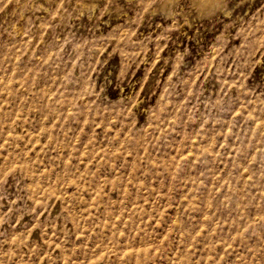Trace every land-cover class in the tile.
<instances>
[{
	"label": "rangeland",
	"instance_id": "rangeland-1",
	"mask_svg": "<svg viewBox=\"0 0 264 264\" xmlns=\"http://www.w3.org/2000/svg\"><path fill=\"white\" fill-rule=\"evenodd\" d=\"M0 264H264V0H0Z\"/></svg>",
	"mask_w": 264,
	"mask_h": 264
}]
</instances>
